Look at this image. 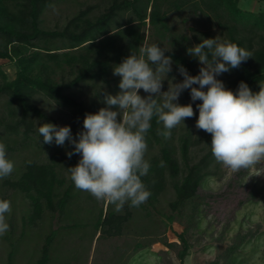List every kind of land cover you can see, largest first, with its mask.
Returning a JSON list of instances; mask_svg holds the SVG:
<instances>
[{"label":"trees","instance_id":"trees-1","mask_svg":"<svg viewBox=\"0 0 264 264\" xmlns=\"http://www.w3.org/2000/svg\"><path fill=\"white\" fill-rule=\"evenodd\" d=\"M52 2L54 0H0V59H7L15 65L12 79L0 65V99L4 98L7 107V115L0 116V126L6 134L21 136L24 142L32 138L36 121L46 117L35 101L37 94L45 95L71 112L74 121L71 133L73 139H78V133L84 130L85 115L97 113L99 103L78 99L73 89L88 81L108 84L113 67L131 54L139 55L144 41L140 27L149 23L157 29L158 35L163 36L161 27L167 28V15L184 7L202 12L215 23L222 41L234 42L252 54L239 68L220 75L227 89L235 92L243 81L252 91H259L264 81V10L242 8L239 0H110L98 14L91 16L96 5H88L69 17L61 28L43 29L40 27L41 15ZM125 13L129 14L128 17L120 20L119 16ZM203 35L207 36L206 33H202V38L195 36L197 44L206 39ZM58 41L60 43L56 44ZM170 56L174 61L173 71L182 65L189 75L199 74L194 60L182 50L171 51ZM65 65L72 77L66 78L61 73L57 79V73ZM117 85L119 87V83ZM181 94L190 97V89ZM197 103L202 101L197 100ZM196 114L199 116V110ZM158 130L162 131L163 125L153 117L146 135L145 159L150 168L141 178L151 192L147 202L139 207L125 203L123 213L114 209L100 210L93 226L100 232L99 236L102 233L119 235L131 219L133 209L143 210L151 216V208L156 207L162 193L171 187L175 197L169 202L170 210L180 215L188 205L191 208L187 225L177 234L182 246L178 258L180 264H185L190 248L186 232L200 223V205L207 204L212 195H201L199 189L208 176L215 174L211 166L218 167V162L211 153L210 134L199 137L189 127L180 132L175 127L171 130V137L165 139L157 134ZM68 145L73 151L74 145L70 142ZM196 148L202 151L199 156ZM62 151L63 147L58 146L48 161H25L17 178L5 180L9 188L20 191L30 201V212L23 217L24 225H37L46 213L67 212L75 194L71 179L67 182L68 179L60 173L57 158L59 154L65 157L66 153ZM70 159L77 160V156L74 154ZM161 161L164 167L160 166ZM254 198L255 193L251 192L246 201ZM167 217L170 221L175 220L173 214ZM55 235L56 230H51L44 238L39 258L26 264H48ZM150 244L139 242L136 247H149ZM164 244L174 245L167 241ZM239 244L235 243L230 250ZM12 252L8 264H12ZM153 253L160 257L159 264H162L161 252Z\"/></svg>","mask_w":264,"mask_h":264},{"label":"rangeland","instance_id":"rangeland-1","mask_svg":"<svg viewBox=\"0 0 264 264\" xmlns=\"http://www.w3.org/2000/svg\"><path fill=\"white\" fill-rule=\"evenodd\" d=\"M109 2L110 0H54L42 13L40 27L61 28L67 19L80 9L96 5L90 14L92 16L102 11ZM239 5L252 11L264 10V0H239ZM128 15H120L119 19L124 20ZM166 26V29L161 27L164 30L163 36L158 35L157 29L149 23L141 26L140 32L144 35L142 45L157 44L167 50L166 56H170L171 51L182 50L187 57L194 60L198 70L201 67L198 58L187 54V50L197 44L195 36L202 38V33H206L207 36L203 35L206 39L212 36L218 42H223L218 26L202 12L195 11L190 6L171 11L167 15ZM59 43L60 41L56 42ZM0 65L10 79L14 78L15 65L12 62L0 59ZM173 67L174 61L172 71L162 82V92L167 91L172 83L183 81V76L178 70L173 71ZM113 69L114 67L111 69L108 84L99 81L83 82L73 89L76 97L87 103L98 102L99 110L107 107L104 104L105 94L116 95L120 92L117 84L121 77L114 75ZM61 73L66 78L72 77L66 65L57 73V79L61 77ZM217 79L220 80V75ZM261 85H264V81ZM139 94L142 97L148 95L142 89ZM35 101L46 117L36 121L31 139L24 142L21 136H9L0 126V142L6 145L7 158L15 165L10 176L0 179V199L11 202V212L6 214L9 230L0 236V264H8V256L12 250V264L36 261L40 256L45 236L54 229L56 235L48 264H159L160 257L153 253L157 251L161 252L162 264H180L178 251L182 246L177 234L187 225L191 208L188 205L180 215L170 210L169 202L175 197L171 187L162 193L156 207L151 208V216H147L143 210L133 209L131 219L119 235L109 236L102 233L99 236L100 232L93 226L100 210H115V206L97 201L91 194L78 190L75 186V196L66 213H46L37 225H24L23 217L30 212V201L20 191L9 188L5 180L17 178L25 161H48L56 152L58 145L54 141L52 144L43 142V137L38 132L41 124L52 123L59 127L70 126L71 129L74 126L71 112L67 108L43 94H37ZM176 102L181 105L192 104L194 110V116L186 118L184 124L177 126V130L180 132L189 127L199 137L207 135L208 133L196 127V106L199 103L182 94ZM6 115L5 100L1 98L0 116ZM68 144L69 141H65L62 146L65 157L59 154L57 158L60 161L61 176H65L67 182L70 180L68 168L74 167L80 159L77 154V160L68 157L67 153L71 151ZM195 152L198 156L202 154L197 148ZM261 167H264V164L257 165L255 169L232 172L220 163L218 167L211 166L215 174L203 181L199 193L212 195L207 204L200 205V223L193 225L186 232L190 248L184 259L185 264H264V174L256 175V171ZM251 192L255 193V198L246 201ZM124 211L123 206V210L118 213ZM169 214L174 215V221L168 219ZM164 241L174 245L166 246ZM139 242L151 244L149 247L139 248L136 247ZM235 243L240 244L230 250Z\"/></svg>","mask_w":264,"mask_h":264},{"label":"clouds","instance_id":"clouds-1","mask_svg":"<svg viewBox=\"0 0 264 264\" xmlns=\"http://www.w3.org/2000/svg\"><path fill=\"white\" fill-rule=\"evenodd\" d=\"M165 51L157 44L145 43L139 55L131 54L114 67L113 74L121 77L120 92L105 94L107 107L85 115L84 130L78 133V139H73L70 126L43 123L38 128L45 144L54 141L64 146L69 141L74 145L67 153L69 158L74 154L80 157L74 167L68 168L74 186L97 201L114 205L117 212L125 203L139 207L150 197L141 179L150 168L145 159L146 135L153 117L163 125L157 134L168 139L172 129L194 116L192 104L176 102L185 89H190L193 102L202 101L196 106V127L211 135V153L218 163L232 172L264 164V85L253 92L241 81L233 92L217 79L239 68L252 54L231 41L203 39L187 50L189 56L198 58L199 74L189 75L180 65L183 81L172 83L162 92V82L173 63ZM141 89L148 95L142 97ZM160 166L164 167L163 161ZM14 168V162L7 158L6 145L0 142V179L10 176ZM261 174L264 167L256 171V175ZM10 212L11 202L0 199V236L9 230L6 214Z\"/></svg>","mask_w":264,"mask_h":264}]
</instances>
